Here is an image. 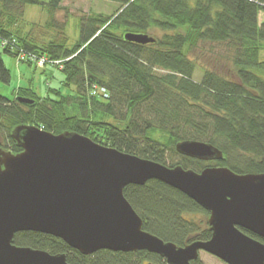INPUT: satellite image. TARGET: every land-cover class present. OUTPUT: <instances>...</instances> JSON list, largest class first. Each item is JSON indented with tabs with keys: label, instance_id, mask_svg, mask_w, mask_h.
<instances>
[{
	"label": "trees",
	"instance_id": "16d2710c",
	"mask_svg": "<svg viewBox=\"0 0 264 264\" xmlns=\"http://www.w3.org/2000/svg\"><path fill=\"white\" fill-rule=\"evenodd\" d=\"M64 1L0 0V81L11 80L4 52L40 68L51 64L64 74L65 85L74 87L69 96L53 87L46 95L32 87H19L14 99L0 94L2 148L21 152L23 148L11 133L20 124H31L55 134L76 131L170 167L181 165L199 172L208 166H228L237 173H264V20H260L264 0H109L119 7L111 14L83 16L81 39L72 49L49 31L44 32L51 40L41 44L21 32L27 5L46 4L55 13ZM57 23L61 24L53 17L49 29ZM152 28L164 31L161 37L153 36L152 43L125 38L128 32L149 34ZM206 43L224 45L234 57L231 66L223 56L216 59L218 64L203 68L201 81H196L198 64L190 52ZM33 57L46 59L45 66ZM95 85L107 87L110 96L91 94ZM19 97L34 102L23 103ZM75 105L82 115L67 113V107ZM99 114L130 119L121 128L97 120ZM183 140L209 142L224 157L203 161L182 155L176 144ZM171 155L180 159L174 161ZM124 194L141 216L144 229L165 241L184 246L212 236L208 222L202 227L192 218L194 213L208 217L209 212L160 180L130 184ZM241 229L264 242L259 235ZM13 242L66 254L71 264H167L147 250L102 249L85 255L59 237L36 231H20ZM193 264H200V259Z\"/></svg>",
	"mask_w": 264,
	"mask_h": 264
},
{
	"label": "water",
	"instance_id": "95a60500",
	"mask_svg": "<svg viewBox=\"0 0 264 264\" xmlns=\"http://www.w3.org/2000/svg\"><path fill=\"white\" fill-rule=\"evenodd\" d=\"M125 38L155 41L147 33L128 32ZM11 134L23 150L13 153L0 146V264H71L66 254L14 244L20 231L59 237L85 255L102 249L147 250L167 264H193L206 251L227 264H264V242L241 229L264 238V173H237L228 166L199 172L170 167L76 131L55 134L31 124H20ZM176 150L203 161L224 157L201 140L179 141ZM151 179L207 210L211 238L180 246L145 230L124 189Z\"/></svg>",
	"mask_w": 264,
	"mask_h": 264
},
{
	"label": "rangeland",
	"instance_id": "374dc122",
	"mask_svg": "<svg viewBox=\"0 0 264 264\" xmlns=\"http://www.w3.org/2000/svg\"><path fill=\"white\" fill-rule=\"evenodd\" d=\"M118 7L119 4L117 2L109 0H65L62 3V7L57 12L52 13L46 4H29L25 7L24 17L19 25V29L24 34L29 33L34 40H38L39 44L49 42L52 36L57 38L58 35L59 39L63 38L65 40L66 47L72 49L81 39V18L83 16L95 12L111 14ZM53 17L61 24L57 23L54 28L49 29L48 23L52 21ZM44 31H49L52 36H45L49 35V33L46 34ZM148 33L154 37H161L164 31L152 28ZM190 56L198 64L194 73V79L201 81L204 73L203 68L216 66L218 64L216 63V59H219L221 56L225 59V63L231 66L230 63H232L231 60L234 57V53L229 52L224 45L206 43L200 45L196 51L190 52ZM2 57L5 65L11 72L10 82L5 83L0 81V94L6 98L14 99L19 87H32L41 95H46L48 89L51 87L60 89L62 94H68L67 96L74 92V87L65 85V76L61 70L53 67L51 64H47L45 68H40L35 64H29L27 61L21 60L20 57L8 53L2 52ZM261 59L264 60V50L261 52ZM227 65L224 66L226 67ZM76 112L82 115L81 109L76 105L67 107L68 114H76ZM106 115L99 114L95 118L111 122L121 128H124L130 119V117L117 119L113 114ZM171 156H173L172 159L174 161L180 159L179 156ZM169 159L170 161L167 164L171 165L172 159ZM192 218L202 227L207 222V216L203 213H194L192 214ZM199 259L200 264H227L205 251L200 252Z\"/></svg>",
	"mask_w": 264,
	"mask_h": 264
},
{
	"label": "built area",
	"instance_id": "2783aa9c",
	"mask_svg": "<svg viewBox=\"0 0 264 264\" xmlns=\"http://www.w3.org/2000/svg\"><path fill=\"white\" fill-rule=\"evenodd\" d=\"M1 37H2V35H0V38ZM24 56L25 55L23 54L22 57H24ZM33 60L35 62H38V64L40 66H43L46 63V59H44L42 57L41 58H35V57H33ZM55 63L56 64H59L60 61H56ZM91 94H103V96H105L106 98H108L110 96V92H109L108 88L105 87V86H100V85H95L93 87V89H91Z\"/></svg>",
	"mask_w": 264,
	"mask_h": 264
},
{
	"label": "crops",
	"instance_id": "0c3cea01",
	"mask_svg": "<svg viewBox=\"0 0 264 264\" xmlns=\"http://www.w3.org/2000/svg\"><path fill=\"white\" fill-rule=\"evenodd\" d=\"M260 20H262V21L264 20V15L260 14Z\"/></svg>",
	"mask_w": 264,
	"mask_h": 264
}]
</instances>
